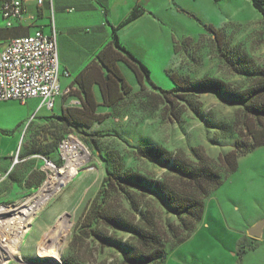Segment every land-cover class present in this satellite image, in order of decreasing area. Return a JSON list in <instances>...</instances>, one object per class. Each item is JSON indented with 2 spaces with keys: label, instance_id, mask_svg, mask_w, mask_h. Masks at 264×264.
Instances as JSON below:
<instances>
[{
  "label": "rangeland",
  "instance_id": "374dc122",
  "mask_svg": "<svg viewBox=\"0 0 264 264\" xmlns=\"http://www.w3.org/2000/svg\"><path fill=\"white\" fill-rule=\"evenodd\" d=\"M187 6L169 12L164 21L169 33L148 41V52L142 53L143 61L138 59L153 83L171 90L175 82L170 75L176 74L193 82L219 80L236 95L255 87L264 70V17L253 1L200 0ZM123 71L135 89L111 109L108 120L92 128L64 121L62 137L50 142L57 145L56 156L47 158L58 168L67 164L60 152L65 139L76 140L74 147L89 160L75 180L49 200L35 230L22 240L17 258L7 264H64L72 257L84 264H122V251L141 250V244L126 229L105 227L109 222L99 211L138 226L149 220L158 225L169 243L164 264H264V230L260 239L249 234L264 220V146L239 158L238 170L206 200L202 220L179 245H173L176 238L168 231L181 222L151 185L172 177L138 152L141 146L156 145L195 160L194 150L201 148L219 168L220 157L233 151L238 140H247L241 137L247 134L242 131L244 108L227 93L195 94L176 103V120L159 90L147 85L143 91L135 75L125 67ZM80 104L75 99L71 110ZM46 172L45 181L53 174ZM127 172L145 178L146 190L125 185ZM118 182L121 186L115 189ZM34 197L0 200V207H20ZM66 219L72 226L57 249L60 259L40 255V242ZM103 241L113 243L105 246Z\"/></svg>",
  "mask_w": 264,
  "mask_h": 264
},
{
  "label": "crops",
  "instance_id": "0c3cea01",
  "mask_svg": "<svg viewBox=\"0 0 264 264\" xmlns=\"http://www.w3.org/2000/svg\"><path fill=\"white\" fill-rule=\"evenodd\" d=\"M199 1L54 0L53 20L49 4L40 9L30 0L28 12L35 15L36 20H27L13 28H7L0 4V51L11 40L33 35L39 29L51 34L54 21L58 32L60 68L62 73L71 75L61 78V86L62 89L71 85L76 87L75 95L57 99L53 111L42 107L40 99H30L25 104L0 101V200L25 199L36 195L42 188L47 174L44 157L52 159L56 156L57 145L50 142L62 137V116L73 108L75 99L80 103L84 100V89L93 93L99 105L97 114H110L111 108L104 105L102 93L109 72L101 53L112 44L114 29L120 45L143 61L142 53L148 52V41L158 33H169L164 22L169 12H174L175 7L182 11L188 7L187 4ZM136 8L143 14L122 26ZM103 58L109 64L113 61L111 52ZM117 65L134 90L135 85L129 82L123 68L131 70L123 62H117ZM119 85L115 89L117 93L122 92ZM81 110L82 104L71 112L80 114Z\"/></svg>",
  "mask_w": 264,
  "mask_h": 264
},
{
  "label": "trees",
  "instance_id": "16d2710c",
  "mask_svg": "<svg viewBox=\"0 0 264 264\" xmlns=\"http://www.w3.org/2000/svg\"><path fill=\"white\" fill-rule=\"evenodd\" d=\"M252 1L255 9L264 17V0ZM142 14L143 12L138 8L134 9L122 26L133 22ZM108 52H111L113 56L111 64L107 63L103 58ZM101 59L109 72L107 84L105 87H102L104 105L111 109L116 107L124 100L125 96L133 91L117 65V62H123L135 75L141 89L145 91L147 85H150L155 90H159L163 94L165 101L171 105L173 112L176 108V103L187 101L195 94L200 95L204 93H227L231 99H234L235 103L240 104L246 111V120L242 131L244 133V129L247 130V134H241V137H246L247 140H238L236 148L233 151L221 156L219 168H217L215 162L201 148L194 150L195 160L188 158L181 152L174 153L161 146L149 145L138 148V152L142 158L165 167L172 177L171 179L166 178L151 182V185L155 188V192L160 197L161 202L168 205L170 212L179 218L181 226L171 228L168 232L173 238H176L173 245L182 244L189 238L196 225L202 220L206 200L224 184L227 175L235 173L238 170L239 158L264 146V70L262 71L260 82L255 87L239 95L228 90L224 83L219 80L204 79L193 82L176 74L170 75L175 82V87L165 91L153 83L149 69L132 53L120 45L116 29L113 31V42L101 53ZM117 84H120L121 93H117L115 90ZM84 94L85 98L81 100L82 110L80 114L72 113L69 110L67 115L62 116L63 120L70 126L84 128H92L96 124H102L109 116L97 114L99 105L96 103L92 92L84 89ZM173 116H175L176 120H179L180 113L174 112ZM122 180L127 186H133L141 191L146 190L143 186L145 178L133 172H127ZM120 186L118 182L114 188L118 189ZM99 214L101 218L109 222L103 224L105 227L115 230L126 229L134 234L141 244V250L122 251V264L165 263L169 243L165 237L166 233H163L158 225L149 220V223H146L144 226H138L127 223L118 217L117 214L103 215L102 211H99ZM183 232L185 236L182 235ZM95 236L98 239L101 238L97 233H95ZM111 243L113 242L103 241L105 246H111ZM64 264L84 263L76 261L72 257V259L65 260Z\"/></svg>",
  "mask_w": 264,
  "mask_h": 264
},
{
  "label": "built area",
  "instance_id": "2783aa9c",
  "mask_svg": "<svg viewBox=\"0 0 264 264\" xmlns=\"http://www.w3.org/2000/svg\"><path fill=\"white\" fill-rule=\"evenodd\" d=\"M30 0H0L1 12L7 28L29 20L34 22L35 15L28 12ZM42 9L51 6L52 19L54 0H32ZM70 77L62 73L58 53V32L52 23L51 34L42 29L33 35L15 38L0 51V101H19L27 103L30 99H40L41 106L49 111L55 109L57 99L72 95L74 85L62 89L61 78ZM76 140L65 139L60 144L61 157L67 162L69 152ZM45 163H52L44 157Z\"/></svg>",
  "mask_w": 264,
  "mask_h": 264
},
{
  "label": "bare ground",
  "instance_id": "6f19581e",
  "mask_svg": "<svg viewBox=\"0 0 264 264\" xmlns=\"http://www.w3.org/2000/svg\"><path fill=\"white\" fill-rule=\"evenodd\" d=\"M77 150L74 146L67 150L70 157L64 168H58L53 163H46V169L51 170L53 174L44 182L35 197L26 204L16 208L0 207V264H7L10 259L17 258L22 240L33 231L34 225L36 227L46 204L79 175L80 167L89 159ZM71 226V220L66 219L52 236L41 241L40 255L52 256L58 261L60 255L57 249L61 246Z\"/></svg>",
  "mask_w": 264,
  "mask_h": 264
},
{
  "label": "water",
  "instance_id": "95a60500",
  "mask_svg": "<svg viewBox=\"0 0 264 264\" xmlns=\"http://www.w3.org/2000/svg\"><path fill=\"white\" fill-rule=\"evenodd\" d=\"M262 225H264V220L250 229L249 231L250 236L255 239H260L263 235V230H261Z\"/></svg>",
  "mask_w": 264,
  "mask_h": 264
},
{
  "label": "snow or ice",
  "instance_id": "6c2138e0",
  "mask_svg": "<svg viewBox=\"0 0 264 264\" xmlns=\"http://www.w3.org/2000/svg\"><path fill=\"white\" fill-rule=\"evenodd\" d=\"M217 95H220V93H217ZM261 230H264V225L261 226Z\"/></svg>",
  "mask_w": 264,
  "mask_h": 264
}]
</instances>
